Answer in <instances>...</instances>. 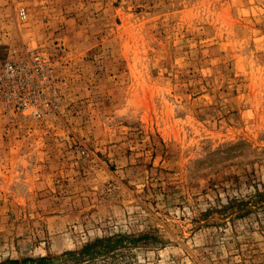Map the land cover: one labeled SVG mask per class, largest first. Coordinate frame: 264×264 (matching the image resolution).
Here are the masks:
<instances>
[{"label": "rangeland", "instance_id": "374dc122", "mask_svg": "<svg viewBox=\"0 0 264 264\" xmlns=\"http://www.w3.org/2000/svg\"><path fill=\"white\" fill-rule=\"evenodd\" d=\"M264 264V0H0V264Z\"/></svg>", "mask_w": 264, "mask_h": 264}, {"label": "trees", "instance_id": "16d2710c", "mask_svg": "<svg viewBox=\"0 0 264 264\" xmlns=\"http://www.w3.org/2000/svg\"><path fill=\"white\" fill-rule=\"evenodd\" d=\"M47 261H49L48 258L42 257L39 259L30 258V259H26V260H22V261L9 260V261L5 262L4 264H40V263H44Z\"/></svg>", "mask_w": 264, "mask_h": 264}]
</instances>
